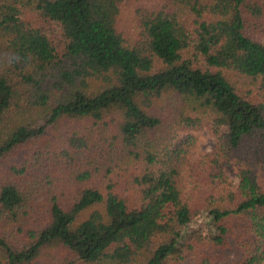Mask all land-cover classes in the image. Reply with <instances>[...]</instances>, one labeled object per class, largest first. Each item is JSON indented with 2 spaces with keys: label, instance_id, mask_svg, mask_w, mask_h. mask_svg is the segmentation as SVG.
<instances>
[{
  "label": "trees",
  "instance_id": "trees-1",
  "mask_svg": "<svg viewBox=\"0 0 264 264\" xmlns=\"http://www.w3.org/2000/svg\"><path fill=\"white\" fill-rule=\"evenodd\" d=\"M126 1L0 0V264H264V0Z\"/></svg>",
  "mask_w": 264,
  "mask_h": 264
},
{
  "label": "rangeland",
  "instance_id": "rangeland-1",
  "mask_svg": "<svg viewBox=\"0 0 264 264\" xmlns=\"http://www.w3.org/2000/svg\"><path fill=\"white\" fill-rule=\"evenodd\" d=\"M136 8V2L134 0H127L120 12L119 20H118V28L123 32L127 31L130 25L132 24V15L134 9ZM261 42L264 44V36L261 37ZM198 144L196 149L192 152L191 158L195 159L199 154L209 152L213 148L214 140L206 131H201L195 133ZM88 213L84 214L81 219H84ZM171 214V208L165 207L162 208L159 212L155 214V218L163 221ZM210 220L206 215H199L197 216L193 222L184 229L183 233L185 235L197 232L201 234L211 233L212 230L210 229Z\"/></svg>",
  "mask_w": 264,
  "mask_h": 264
}]
</instances>
